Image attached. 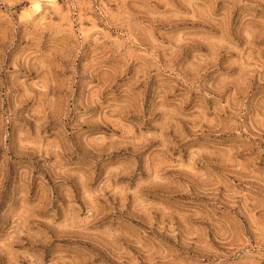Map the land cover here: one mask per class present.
<instances>
[{
	"label": "rangeland",
	"instance_id": "obj_1",
	"mask_svg": "<svg viewBox=\"0 0 264 264\" xmlns=\"http://www.w3.org/2000/svg\"><path fill=\"white\" fill-rule=\"evenodd\" d=\"M0 264H264V0H0Z\"/></svg>",
	"mask_w": 264,
	"mask_h": 264
}]
</instances>
